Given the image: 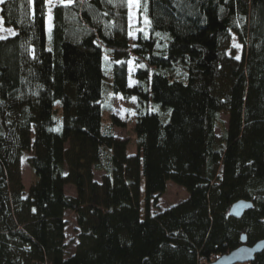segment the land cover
I'll return each mask as SVG.
<instances>
[{"label":"trees","instance_id":"trees-1","mask_svg":"<svg viewBox=\"0 0 264 264\" xmlns=\"http://www.w3.org/2000/svg\"><path fill=\"white\" fill-rule=\"evenodd\" d=\"M127 1L0 2L15 29L0 38V264H200L264 239V0H134V29ZM107 79L135 99L134 154L111 131ZM167 180L188 196L151 213ZM240 200L253 206L231 216Z\"/></svg>","mask_w":264,"mask_h":264},{"label":"rangeland","instance_id":"rangeland-1","mask_svg":"<svg viewBox=\"0 0 264 264\" xmlns=\"http://www.w3.org/2000/svg\"><path fill=\"white\" fill-rule=\"evenodd\" d=\"M2 0H0L1 2ZM50 1V0H49ZM127 17H128V25L131 28H135V26L138 24L139 21H141V26H143L145 23L143 21L144 18H139L137 14V7H136V1L129 0L127 1ZM47 18H46V24L49 26L50 23V13L49 10L47 11ZM140 19V20H139ZM15 32V29L11 26H6L3 24L2 18L0 16V38L12 35ZM134 32L131 31L128 34L129 38V44L130 47L133 45L134 41ZM231 47L234 49V51L239 54L240 52V45L237 43V40L235 37L232 38ZM131 49L129 48V51ZM103 55L106 56L107 53L103 51ZM128 66L130 69V72L132 73L134 71L133 69V61L130 58L128 61ZM134 84V79H130L129 85ZM105 102H110L114 118L121 122L122 125L113 124L111 125V131L116 139L119 140H125L126 141V153L128 155L134 154L136 152V143H135V131H134V124H135V116L133 114V107L135 104V99L130 98L129 100H126L122 98L119 94H113L111 90L108 87V79L105 82V93H104ZM161 106L156 105L154 106V109L156 111L161 110ZM219 120L221 121V126L217 125L214 127V133L216 134V137L219 138L221 136L220 127H223L226 125L227 122V115L220 112L219 113ZM102 122L104 125H108L111 122L109 112L106 110H103L102 113ZM28 155V153H24L21 158L20 163V172H21V180L24 187V191L26 192L32 183L34 181L35 177L32 175L30 168L28 164L25 161V157ZM104 173L102 171L93 170V179L97 181L98 183L101 182V176ZM143 184L141 183V190H142ZM64 192L69 195H75V190L71 184H66L64 186ZM188 196V193L186 189L180 185L175 184L171 180H167L165 183V191L160 196L158 206L154 207L151 206L150 210L151 213H153L155 210L158 209H164L172 204H175L177 202H180L184 199H186ZM64 218L66 220V226L64 230L65 239L64 243L67 245L66 250L67 254H71L74 252L76 244H77V238H76V232H77V225L75 222V218L73 213L70 210L65 211ZM216 258V257H215ZM213 258L212 260H214ZM239 264V263H236ZM246 264V263H242Z\"/></svg>","mask_w":264,"mask_h":264},{"label":"water","instance_id":"water-1","mask_svg":"<svg viewBox=\"0 0 264 264\" xmlns=\"http://www.w3.org/2000/svg\"><path fill=\"white\" fill-rule=\"evenodd\" d=\"M252 207V204L248 201H237L232 204L229 208V214L231 216L238 217L245 210ZM241 245L235 249L218 256L209 264H242L251 262L254 260L255 256L264 250V239H259L255 241L252 245L246 244V235L242 233L240 235Z\"/></svg>","mask_w":264,"mask_h":264},{"label":"bare ground","instance_id":"bare-ground-1","mask_svg":"<svg viewBox=\"0 0 264 264\" xmlns=\"http://www.w3.org/2000/svg\"><path fill=\"white\" fill-rule=\"evenodd\" d=\"M49 26H50V23H49ZM49 26H47V24H46V27L49 29ZM103 54V53H102ZM114 136V135H113ZM241 201V200H240ZM242 201H248V202H250L251 204H252V202L250 201V200H242ZM252 206H253V204H252ZM213 260L210 258V257H208V258H199V260H198V262H207V264H209V262H212Z\"/></svg>","mask_w":264,"mask_h":264},{"label":"built area","instance_id":"built-area-1","mask_svg":"<svg viewBox=\"0 0 264 264\" xmlns=\"http://www.w3.org/2000/svg\"><path fill=\"white\" fill-rule=\"evenodd\" d=\"M210 258H212V257H210ZM200 264H207V262H200Z\"/></svg>","mask_w":264,"mask_h":264},{"label":"flooded vegetation","instance_id":"flooded-vegetation-1","mask_svg":"<svg viewBox=\"0 0 264 264\" xmlns=\"http://www.w3.org/2000/svg\"><path fill=\"white\" fill-rule=\"evenodd\" d=\"M250 245H252V244H250ZM252 262V261H251ZM247 263H250V262H247Z\"/></svg>","mask_w":264,"mask_h":264},{"label":"snow or ice","instance_id":"snow-or-ice-1","mask_svg":"<svg viewBox=\"0 0 264 264\" xmlns=\"http://www.w3.org/2000/svg\"><path fill=\"white\" fill-rule=\"evenodd\" d=\"M239 57H237V59H238Z\"/></svg>","mask_w":264,"mask_h":264}]
</instances>
